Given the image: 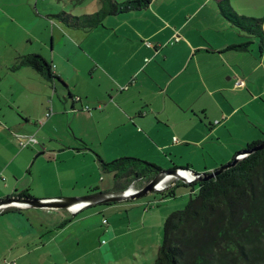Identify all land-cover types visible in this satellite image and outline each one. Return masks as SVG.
Wrapping results in <instances>:
<instances>
[{
  "label": "crops",
  "instance_id": "1",
  "mask_svg": "<svg viewBox=\"0 0 264 264\" xmlns=\"http://www.w3.org/2000/svg\"><path fill=\"white\" fill-rule=\"evenodd\" d=\"M42 1L44 10L61 9L55 15L72 17L76 12L74 18H82L100 12L105 0ZM173 1L152 0L146 8L105 16L90 29L68 27L55 15L44 13L65 29L58 31L57 43L51 37V57L40 54L57 79L49 81L34 73L32 80L41 90L0 89V199L20 197L27 190L31 198L40 200L114 192L113 178L104 185L108 172L102 170L100 160L135 158L161 170L188 168L209 173L231 162L249 143L261 141L250 133L247 138H231L221 154L209 153L208 157H215L211 163L196 166L191 162L186 167L175 163L184 145L197 146L203 153L204 143L223 144L231 121L257 101L256 95L244 100L234 91V83L242 84L238 90H249L247 76L241 77L238 70L248 53L254 56L250 44L260 39L227 21L221 5L229 4L228 0L199 4V0H175L186 6ZM36 7L37 3L34 13L41 17ZM15 9L13 24L25 14L24 9ZM27 14L32 13L28 10ZM261 30L264 36L263 23ZM233 31L244 33L245 51L231 49L242 44ZM258 51L264 64V51L260 46ZM79 63L89 67L87 73L80 71ZM4 100L11 104L7 110L1 106ZM48 112L51 115L46 117ZM28 136L36 144L20 147ZM242 144L245 149L241 151ZM162 157L169 159V165L160 161ZM139 184L130 187L140 189L146 183ZM145 197L140 202L100 205L74 214L25 207L1 210L0 264H82L83 238L95 235L99 242L103 233L108 243L93 246L88 253L108 252L118 234L104 216L122 211L128 215L134 212L130 208L145 206L144 220L154 213L147 212V205L157 202L160 195ZM104 225H108L106 232L101 230Z\"/></svg>",
  "mask_w": 264,
  "mask_h": 264
},
{
  "label": "trees",
  "instance_id": "2",
  "mask_svg": "<svg viewBox=\"0 0 264 264\" xmlns=\"http://www.w3.org/2000/svg\"><path fill=\"white\" fill-rule=\"evenodd\" d=\"M151 1L117 4L105 0L94 15L74 18L61 13L54 19L71 28L90 29L100 25L105 16L143 9ZM223 16L235 27L258 37L260 50L264 51L260 20L226 12ZM231 49L245 51L247 44ZM20 67H30L49 81L57 79L51 65L39 55L20 57L12 70ZM260 142H251L246 149ZM100 163L104 172L113 173V191H125L135 182L142 187L160 171L158 166L135 158ZM179 186L190 187L192 195L183 209L166 217L154 264H264V150L247 155L213 179L189 185L178 182L159 192L160 199H174ZM20 197L31 198L28 190Z\"/></svg>",
  "mask_w": 264,
  "mask_h": 264
},
{
  "label": "rangeland",
  "instance_id": "3",
  "mask_svg": "<svg viewBox=\"0 0 264 264\" xmlns=\"http://www.w3.org/2000/svg\"><path fill=\"white\" fill-rule=\"evenodd\" d=\"M201 1L202 0H199L198 4ZM173 2L174 4L176 3L177 6L181 5V3L183 6H186L182 1L178 2L174 0ZM214 2L215 1H212L210 6H212ZM228 2L229 4L224 2L221 5L222 8L226 10V13H231L233 10L238 16L260 20L263 23L264 31V0H228ZM35 3H37L36 9L38 14L42 15L41 17L34 13L36 12L34 9ZM44 6L45 2L42 0H0V9L3 11L0 15V79H2L0 81V89L3 91L42 89L39 83L32 80V75L34 73L36 75L38 74L35 70L30 67H20L21 69L18 68L17 70H12V68L20 57L27 55L41 56L40 54H42L51 57V37H54L55 43L60 40L59 32L64 28L62 27V29L59 23L50 21V19L43 15L44 13L50 16L55 15L61 9L54 7L52 10H44ZM229 7H231L232 10H230ZM14 9H24L25 14L18 20L19 22H14L13 24L10 21ZM28 10L32 14H27ZM77 14L78 13L75 12V15H72V17H78L76 16ZM234 33L236 34L235 40L242 43L241 45L247 42L244 33L238 31ZM239 36H241V38H239ZM254 41L255 44L251 43L249 47L254 50V58L248 53L246 55L248 57L244 59L238 70L241 77L243 75L247 76L246 85L249 90H238L243 87L242 84L238 86L237 84L239 82L234 83V91L238 92L244 100L254 95L257 96L258 99L252 106L253 108H242L235 119L231 121L228 126L229 132L223 133V144L218 145L214 143V145H211L210 142L204 143L201 145V147H204L203 153L197 146L184 145L181 147L175 158V163L179 165L178 167H186V163L191 164V162L195 163L196 166L202 165L204 162L211 163L215 157H208L209 153L214 155V152H220L221 154L225 143L227 144L230 142V140H232L231 138H247L250 133H252L254 137H258L257 139L264 141V64L262 60L258 58L260 55L258 51L260 42L257 40L256 44V40ZM241 55L245 56V53ZM78 67H80V71L86 73L89 68L87 66L85 67L83 63H79ZM250 76L252 78L248 79ZM50 90H54V88H50ZM259 93L262 94L259 95ZM5 95L7 96L9 94L5 93ZM228 96H230V93H228ZM232 104L239 107L238 101H233ZM10 105L11 104L7 105L5 100L1 103V106L5 109L6 107H10ZM242 146L244 147V144H242ZM245 147L241 148V151L245 149ZM160 161L168 163L167 165L170 163L169 159L164 157H162ZM171 165L172 164H170L169 167H171ZM162 169H165L164 171L171 170V168ZM192 172L197 173L193 170ZM104 178L106 181L104 185L111 184L113 178L112 174L107 173L104 175ZM196 192L197 189L195 190V193ZM190 195H192L190 187L179 186L175 190L174 199L160 200V198H156L157 202L154 201L152 205H147L148 209L146 208L147 212L154 213L148 215L144 220L141 218V214L144 213L145 206L130 208L133 209L134 212L128 215L124 211H122V214L118 215H105L104 218L108 221V225L116 231L118 238L115 242L111 243L109 246L111 249H109L108 252L97 251L88 253L93 246H102L108 243L106 242L108 241V235H104V233L101 234L99 242H97L95 235H86V237L83 238L82 247L79 251L80 253L82 251L85 253L84 256H82V264H154L158 249L162 243L163 224L166 217L174 211L183 209L189 203ZM140 200H146V197L139 199V202ZM127 216H129L128 219ZM108 225L102 226L101 230L106 232Z\"/></svg>",
  "mask_w": 264,
  "mask_h": 264
},
{
  "label": "water",
  "instance_id": "4",
  "mask_svg": "<svg viewBox=\"0 0 264 264\" xmlns=\"http://www.w3.org/2000/svg\"><path fill=\"white\" fill-rule=\"evenodd\" d=\"M259 150H264V141H261L251 150H243L242 152L237 154L231 162L220 166L213 172L199 174L190 171V173L194 177L192 181L186 180L179 174L180 172L188 170L182 168H173L169 171H164L160 169V171L152 179H150L142 188L135 189V193H131L129 191V189L132 188L130 187L125 191H114L105 193L100 192L81 198L40 200L34 198H23L14 196L0 199V211L8 207L18 206L32 209L67 210L74 214V212L76 213L89 207H96L100 205H109L124 201L141 199L151 193L167 191L178 182L185 185H189L192 183L213 179L221 173L225 172L226 170L234 167L237 162L241 160L244 156H247ZM161 185H164V187L160 189L159 187Z\"/></svg>",
  "mask_w": 264,
  "mask_h": 264
},
{
  "label": "built area",
  "instance_id": "5",
  "mask_svg": "<svg viewBox=\"0 0 264 264\" xmlns=\"http://www.w3.org/2000/svg\"><path fill=\"white\" fill-rule=\"evenodd\" d=\"M178 40H179V38L175 37V41H178ZM237 85L241 86V83H238ZM74 100L76 102L79 101V99H77V98H75ZM86 110H88V109L86 108ZM50 115H51V112H48L46 114V117H49ZM33 144H36V140L34 139V137H29V136L28 137H23V140H21L20 143H19L20 147H22V148H24V147H26L28 145H33ZM244 157H246V156H244ZM181 173L183 175H186L185 179L188 180V181H192L194 179L193 175L190 173L189 170L188 171H184V172H180L179 174L181 175ZM162 187H164V185H161L159 188L161 189ZM129 191L131 193H135L136 192V190L132 189V188H130ZM8 208H21V207L14 206V207H8ZM4 264H15V263L14 262H10V261H5Z\"/></svg>",
  "mask_w": 264,
  "mask_h": 264
},
{
  "label": "bare ground",
  "instance_id": "6",
  "mask_svg": "<svg viewBox=\"0 0 264 264\" xmlns=\"http://www.w3.org/2000/svg\"><path fill=\"white\" fill-rule=\"evenodd\" d=\"M181 176L184 177V178L186 177V175H183L182 173H181Z\"/></svg>",
  "mask_w": 264,
  "mask_h": 264
}]
</instances>
